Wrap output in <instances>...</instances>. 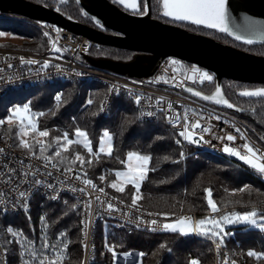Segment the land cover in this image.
I'll return each instance as SVG.
<instances>
[{"label":"trees","instance_id":"trees-1","mask_svg":"<svg viewBox=\"0 0 264 264\" xmlns=\"http://www.w3.org/2000/svg\"><path fill=\"white\" fill-rule=\"evenodd\" d=\"M33 3L43 5L49 9L56 10L59 8L61 14L65 17L85 23L86 16L83 14L81 7L75 0L67 1L64 4L60 0H28ZM137 3L143 9L146 0H137ZM158 0H151L152 17L168 24H175L195 34L204 35L217 40L220 43L230 45L237 49L250 52L256 55L264 56V44H247L235 40L227 35L216 31L208 30L203 27L183 24L168 17H164L161 11H157ZM5 24L3 30L15 32L19 35H25L33 43L29 48L24 50L42 51L46 46V40L41 31L33 24L25 23L17 19H0ZM2 48V47H0ZM15 48V47H7ZM92 48L89 55L93 58H107L114 61H129L135 55L134 52L122 50L114 47H95ZM23 49V48H22ZM188 67L192 65L185 64ZM224 94L230 103H234L237 107L248 109L256 108L253 115L250 111H234L230 112L235 118L248 125L260 139L264 136V101L259 98H247L240 96V91L245 88H259L264 85L245 84L231 80L222 81ZM216 82L209 87L207 92L215 91ZM63 93L61 107L57 110L55 107V94ZM71 92V100L67 103L63 101ZM106 93V88L87 81L81 82H61L43 83L31 85L27 88L16 89L7 94L0 102V119L4 116L2 109L9 106L30 104L31 111L44 112L45 115L37 117L38 130H49V136L44 141H51L53 137L63 135L64 131H68L69 138L74 139L75 128L79 127L88 135L91 142L93 152H98L99 139L105 130L112 135L113 152L106 155L99 154V159H93L91 166L85 165L80 171L83 177L87 172L88 178L94 183L104 187L105 191L110 195H115L125 199L126 203H130L131 195L129 190L134 189L128 187L124 193H116L110 187L105 186L99 181V176H105V182H111L115 179L116 171L126 169L127 153L136 151L140 154H149L152 160L149 168L156 167L157 163L163 160L164 156H171L173 160L179 159V151L181 148L175 143L177 134L165 123L163 119H157L149 123H141L136 120L132 124H124L125 118L137 116V112L132 103L126 98H116L111 104L105 115L99 113L97 116H88L89 110L96 111L99 107L100 100ZM99 94V95H98ZM10 99L7 97L10 96ZM93 98L94 104L87 105L89 98ZM6 100V102H5ZM52 111H56L55 115H51ZM123 126V134L121 130ZM17 128L9 126L0 128V135H7L13 138L16 145ZM164 137L157 140L156 137ZM264 141V140H263ZM151 145V147H149ZM16 147V146H15ZM19 150H25L16 147ZM185 151V159L178 164L170 161L160 162L156 171H149L147 179L141 185L142 199L138 201V205L144 211L152 212H168V216H163L166 223H171L182 215H195L197 219L208 216L211 213L207 207L206 194L203 188L211 187L213 190V200L217 202L218 207L223 211H239L243 212L251 210V206L255 204L258 210L264 211V179L263 177L236 158H228L208 153L196 152L192 147L183 148ZM51 151H54L52 149ZM75 151L80 152L86 157L89 156L87 150L80 145H74L66 153L73 155ZM51 154V152L49 153ZM198 154V158H196ZM125 161V163H121ZM74 169L78 170L77 167ZM161 180H167L168 183H160ZM251 187L244 192H235V189L242 188L244 185ZM227 189V191H225ZM241 201L240 204L229 203V201ZM70 203H75L70 201ZM227 205V207H224ZM62 203H51L36 197L32 202V208L29 212L19 216L6 217L5 225L12 224L23 234L34 237L42 233V225L40 216L48 212V223L50 225L49 232L57 236L59 231H67L68 239L71 241L68 247V257L65 264H81L84 259V249L82 245L81 235L79 231L82 228L81 214L69 213L63 217L58 224L52 225V221L61 213ZM54 209V211H53ZM80 213V210L77 209ZM31 217L29 220L28 217ZM231 235L225 237L226 247L223 251H228L230 259H236L237 264H259L254 258L247 256L248 250L264 251V232L249 227L232 228ZM115 235V240L113 236ZM95 252L92 256L90 264H111V253L105 247V242L123 244V247H117V252H144L142 264H187L190 258L199 259L200 264H217L215 251H209L210 242L205 241L203 237L180 236L177 233L170 232H150L144 230H117L112 227L110 222L102 220L97 223L95 230ZM161 243L167 244L171 251L167 248L160 249ZM10 249L7 257L8 264H19L20 260L17 255L16 245H8ZM155 253V255H153ZM236 253V255H232ZM242 253V254H241ZM222 259V256H221ZM0 260L1 257H0Z\"/></svg>","mask_w":264,"mask_h":264},{"label":"snow or ice","instance_id":"snow-or-ice-1","mask_svg":"<svg viewBox=\"0 0 264 264\" xmlns=\"http://www.w3.org/2000/svg\"><path fill=\"white\" fill-rule=\"evenodd\" d=\"M67 0H60L61 4L66 3ZM79 3V0H76ZM113 3L122 5L125 10L131 9L135 15H145L148 11V5L145 3L143 9L137 3V0H113ZM60 9L57 8V11ZM157 11H161L164 17H170L175 21H188L193 25L204 26L209 29L218 30L221 33H226L228 36H232L235 40H242L246 44H252L253 40L249 36L241 34V31H246L250 34H261L264 35V30H259L256 22L246 19L244 28L241 29L239 26L232 24V15L230 11L229 0H158ZM87 15V13H85ZM71 18V17H69ZM99 24V21H97ZM60 32V29H56ZM6 33L0 32V36H5ZM44 36L48 37L49 33L44 32ZM52 48L54 51L59 53L62 51L61 48L57 47L56 43H52ZM21 64L36 65L40 61L36 59H25L23 56L20 58ZM173 65L179 64L178 61H171ZM50 66L49 61L45 60L41 65L42 69H47ZM11 68L12 65L8 64ZM57 72H63L64 69L60 65L54 66ZM190 73V74H189ZM184 74L188 80L195 82L197 79L203 83L205 81H212L213 77L203 71L202 69L191 66L184 70ZM76 76H81L82 73L75 72ZM158 79L163 80V77ZM167 82V81H165ZM115 91L119 94L120 88L116 85L106 90L103 98L100 100L99 107L96 111L89 110L87 112L88 116H97L99 113L105 111V107L108 101V94ZM188 91H193L189 88ZM196 96H201L202 93L196 91L194 93ZM240 96L247 98H259L264 101V87L259 88H245L240 91ZM99 95V94H98ZM128 95L133 97L135 104L139 107L138 115L135 117L125 118L124 124H132L136 120L142 119L144 117H157L159 119L158 113H162L166 118V121L175 128L177 125L181 124V117L174 113L173 104L171 102L166 103L164 97L161 96L156 99L155 110L146 111L142 106V99L148 100V107H152V97L143 98L138 93H133L130 89L128 90ZM63 93L57 92L55 94V107L58 110L61 107ZM204 100H212L217 104L226 105L228 108H236L237 111H250L255 115L256 108L250 107L245 109L243 107H237L234 103H230L228 99L224 98L221 94V89L217 85L215 87L214 95H203ZM71 100V92H69L68 97L63 101L67 103ZM87 105H93V98H89L86 102ZM51 115H55L56 111L50 110ZM10 115L7 117V123L12 125L14 119L19 120V126L17 129L18 143L15 145L26 151L29 159H35L43 162V168L45 171L41 173L39 167H33L31 163L28 166L17 168H9L7 164L3 165V168L7 169V172L0 175H6L7 180L5 183L12 184L15 183L13 191L16 193L14 199L10 202L3 198V194L0 193V205H4L2 211L5 213L16 210L23 209L25 211L29 208V197L33 193H39L46 197L47 201H60L63 204L60 215H58L53 221L52 225L59 223L63 217L69 215V213H75L80 215L77 209L81 205V197H88L83 200L84 208V219L79 223L83 225L79 231L82 233L84 240L82 245L85 249H88V244L85 242L89 237V227L93 222L94 215H108L112 216L116 213L121 214V218L128 224L134 225L136 229H140L142 226L146 230L151 232H157L158 230L170 233H177L180 236H189L195 234L197 236L203 237L205 241L210 242L209 251H215L217 257V264H237L236 259H230L228 251H223L226 247L225 237L231 235L229 231L226 230L228 225H245L251 229L259 230L264 232V211L258 210L257 206L253 204L251 210H246L243 212L239 211H223L221 207H218L217 202L213 200V190L211 187L203 188V192L206 194L207 207L210 209L212 215L204 216L200 219H194L191 216H180L175 223H163L159 228L157 227V219L145 220L144 216L141 214L142 209L138 205V201L141 200V185L147 179L149 171H156L159 167L160 162L170 161L173 164L180 163L181 160L185 159V151L183 150V145L181 140L177 139L175 143L181 145V150L179 151V159L173 160L171 156H164L163 160L158 162L156 167L149 168V164L152 160V156L149 154H140L136 151H129L127 153L126 170L116 171L115 179L112 180L108 187L114 189L116 193H124L127 185H132V189L129 190L131 199L130 203H125V199L117 197L115 195L109 197V193L105 191L104 187H99L97 183H94L92 179L88 178L87 172H84L83 177L80 175L85 165L91 166L93 159H99V154L104 153L106 155H111L113 152L112 135L109 131L105 130L99 139V149L98 152H93L91 142L88 139V135L85 131H82L79 127L75 128L74 139L69 138L68 131H64L63 135H57L52 138L51 141H44L38 139L37 137H48L49 130H38L35 118L44 116V112L33 113L30 108V104L25 103L22 106L16 105L10 110ZM193 116L197 117L194 122H190L188 113L183 115V125L179 131V136L183 137L184 141L190 144H199L201 141L208 143L204 140L203 135L199 136V139H194L197 135L196 132L192 131L198 129L200 133H211V128L208 126H202L201 121L205 118L199 117L197 113L193 112ZM220 119L219 116L209 117L207 119ZM5 121L0 119V125H3ZM235 127V126H234ZM27 129H30L32 133L36 136L32 143L23 139V136L28 135ZM235 132L239 134V137L244 141L240 148L229 146L224 144L222 151L229 156L236 157L238 160L243 161L244 164L248 165L255 172L264 176V152L255 148L249 142L248 137L245 132L240 127H235ZM123 134V126L121 130V135ZM216 139L220 141H235L237 139L236 135L226 134L223 136H216ZM157 140L164 139V137H156ZM264 140V136L260 137ZM77 144L82 145L84 149L89 153L88 158L82 155L80 152L75 151L73 155H67L68 148L70 145ZM11 147V146H10ZM151 147V145H149ZM54 149V151H51ZM243 149V151H241ZM5 149L0 148V153H4ZM51 152V154H49ZM78 170L73 176L74 168L77 167ZM20 165L24 164V161L19 162ZM125 163V161H121ZM54 170L57 174L54 176ZM19 177V180L14 182L13 177ZM63 177L61 179L60 177ZM50 178V179H49ZM99 181L104 182L105 176L100 175ZM79 181L83 186L77 187L74 182L69 181ZM167 180H161L160 183H168ZM21 185H27L26 188L21 190ZM250 185H244L242 188L235 189V192H244L246 189L250 188ZM67 191L72 194L75 198V203H70L69 199H62L61 192ZM227 191V189H225ZM93 193L96 195L93 197ZM115 201V203L113 202ZM10 203V206H9ZM229 203L240 204L241 201H229ZM96 205L94 208L93 205ZM118 205H123L128 211H124ZM227 207V205H224ZM135 210V214L133 213ZM54 211V209H53ZM48 212H45L40 216V222L42 225L43 236L41 238L40 248L36 247V243L30 240L27 236L23 235L22 231H15L12 227H8L5 232H0V255L7 253L10 249L8 245L17 244L19 246V258L20 264H63V262L68 257V247L71 241L68 239L67 231H59L56 239L52 242L49 241L48 230ZM148 216H168V212H147ZM30 220L31 217L29 216ZM10 234L12 239H8L7 235ZM115 240V235L113 236ZM123 247V244L117 245L116 243L105 242V247L111 253V264H117L118 257H122L125 264H129V258L133 257V253L129 251H124L122 253L117 252V247ZM160 249L167 248L171 251V248L167 247V244L161 243L159 245ZM93 253L95 252V245H92ZM242 254V253H241ZM155 255V253H153ZM236 255V253H232ZM140 259H133L131 264H142V258L145 256L144 252H139ZM222 256V259H221ZM247 256L254 258L259 264H264V251H254L248 250ZM0 264H8L6 259L0 260ZM83 264V261L81 262ZM187 264H200L199 259L190 258L187 260Z\"/></svg>","mask_w":264,"mask_h":264},{"label":"built area","instance_id":"built-area-1","mask_svg":"<svg viewBox=\"0 0 264 264\" xmlns=\"http://www.w3.org/2000/svg\"><path fill=\"white\" fill-rule=\"evenodd\" d=\"M17 19L19 21L33 24L37 29H39L46 40V46L42 51H30L23 49H7L0 48V102L7 96V94L16 89L27 88L31 85L43 84V83H53L56 81L61 82H81L87 81L93 84H98L106 88V90L112 85H116L120 88L119 94H116L115 91L108 94V101L105 107V111L102 112V115H105L108 112L111 104L116 98L123 97L129 100L134 106L137 115L140 106L135 104L133 97L128 95V90L130 89L133 93L140 94L143 98L152 97V107H148V100L142 99V106L146 111L155 110V102L156 99L163 96L165 100V108L166 103L171 102L173 104L174 113L181 117V124L177 125L175 128L172 127L166 121V118L162 113H158L160 119H163L165 123L177 134V139L181 140L183 148L192 147L196 150V152L208 153L213 155H220L228 158H235L227 155L222 151L224 144H228L229 146L240 148L241 144L244 142L240 139L239 134L235 132V127H240L245 135L248 137L249 142L255 148L259 149L261 152H264V141L257 138L252 129L246 125L244 122L235 118L229 111L225 109H221L216 106L215 102L212 100H204L202 98L203 95H212V93L207 92L209 87L214 83V76L210 72L202 69L203 71L209 73L212 77V81H205L201 83L198 79L193 82L192 80H188L184 74V70L190 67L186 66L185 63L174 59V58H166L164 60H159L155 68L151 74V76L146 78H136L130 77L128 75H121L115 72L100 69L92 66L85 58V55L89 54V51L92 48L99 47L96 44H93L87 38L83 36H79L63 30L59 27L49 25L43 22H36L28 20L24 17L13 16V15H3L0 13V19ZM56 29H60V32H57ZM44 32H48L49 36H44ZM55 42L57 47L61 48L62 51L57 53L52 48V43ZM23 56L26 60L36 59L40 61V63L36 65H27L20 63V57ZM47 60L50 63V66L47 69H42L41 65L43 62ZM178 61L179 64L173 65L171 61ZM8 64H11L12 67L9 68ZM55 65H60L63 72H57ZM199 68V67H198ZM75 72L82 73L81 76H76ZM190 74V73H189ZM163 77V80L158 79ZM167 81V82H165ZM189 88H192L193 91H188ZM199 91L202 93L201 96H196L194 93ZM14 106H9L8 111ZM188 113L190 122H194L197 118L192 115L193 112L197 113L199 117H203L201 121L202 126H208L211 128V133H200L198 129H194L192 131L196 132L197 135L194 136V139H199L200 135H203L204 140L208 141V143H204L201 141L199 144H190L187 141L183 140V137L179 136V131L183 125V115ZM219 116L220 119H207L209 117ZM157 120V117H144L139 119L141 123H149ZM235 126V127H234ZM233 134L237 136L235 141H220L216 139V136H223L226 134ZM11 146V147H10ZM181 148V145H178ZM0 148L5 149L4 153H0V174L7 172V169L3 168L4 164H7L9 168H17L20 169L22 167H27L29 163L32 164L33 167H39L41 173L45 171L43 168V162L35 159H29L26 152L19 150L15 147L14 140L12 137L7 135H0ZM243 151V149H241ZM196 158H198V154H196ZM20 161H24L23 165H20ZM49 171H53L54 176L57 175L54 170L48 169ZM76 169L73 171V176L76 174ZM63 179V177H60ZM50 179V178H49ZM7 180L6 175H0V193L3 194V198L8 200L9 202L15 198L16 193L13 191L15 187V183L8 184L5 183ZM19 180V177H13V181L16 182ZM74 182L77 187L83 186L79 181H69ZM99 187L100 185L97 184ZM27 185H21V190L26 188ZM96 193H93V197ZM112 195L109 194V197ZM36 197H40L46 200V197L39 193H33L29 197V208L27 211L23 209L11 210L7 213L2 211L4 205H0V232H5L8 227H12L15 231H20L16 229L12 224L5 225L6 217H14L19 216L23 213H27L32 208V202ZM62 199H69L70 201L76 202L75 198L71 193L67 191L61 192ZM88 197H81V205L78 208L81 213V220L84 219V208H83V200ZM47 201V200H46ZM51 203H61L60 201H49ZM115 203V201H113ZM126 203V202H125ZM10 206V203H9ZM124 211H128L123 205H118ZM95 208L96 205L94 204ZM148 211L142 210V215L145 220L157 219L159 228L163 223H166L163 216H148ZM133 213L135 214V210L133 209ZM208 215H212L209 213ZM183 216H191L194 219H197L195 215L185 214ZM106 220L110 222L112 227L117 230H136L134 225H130L126 223L122 218L120 213H116L112 216L104 215H94L93 222L89 227V237L87 241L88 249H84V259L83 264H90L92 256L94 255L92 250V245H95V230L97 223ZM83 227V225H81ZM137 230H146L144 226ZM151 232V231H150ZM157 232H163L158 230ZM25 235V234H23ZM27 236V235H25ZM43 236V232L39 235H35L34 237L27 236L30 240L35 241L36 247L40 248L41 238ZM49 241L52 242L56 239L57 236L53 235L48 231ZM8 239H12L11 235H7ZM82 241L84 240L83 235H81ZM2 243V241H0ZM15 244V242H13ZM16 245L17 255L19 258V246ZM8 247V246H7ZM3 250L0 249V252ZM68 252V250H67ZM9 255V252L3 253L0 255L1 259H6ZM20 260V258H19ZM66 261V260H65ZM65 261L63 264H65ZM20 264V263H19Z\"/></svg>","mask_w":264,"mask_h":264},{"label":"water","instance_id":"water-1","mask_svg":"<svg viewBox=\"0 0 264 264\" xmlns=\"http://www.w3.org/2000/svg\"><path fill=\"white\" fill-rule=\"evenodd\" d=\"M77 4L84 15L87 13L86 18L99 28L71 20L56 10L28 0H0V13L59 27L83 36L98 46L134 52L135 55L129 61H114L85 55L92 66L117 74L146 78L151 76L159 60L174 58L213 74L216 86L220 87L221 94L226 99L223 80L264 85V56L237 49L211 37L195 34L178 25L155 19L152 17L151 0H146L148 11L145 15H135L131 13V9L123 10L109 0H79ZM229 5L233 25L243 29L248 19L256 22L259 30H264V0H229ZM176 22L193 25L188 21ZM199 27L206 28L202 25ZM206 29L219 32L215 29ZM241 34L249 36L254 44H264V35L250 34L246 31H241ZM214 94L215 91L212 95ZM215 104L221 109L234 111V108H228L226 105Z\"/></svg>","mask_w":264,"mask_h":264},{"label":"rangeland","instance_id":"rangeland-1","mask_svg":"<svg viewBox=\"0 0 264 264\" xmlns=\"http://www.w3.org/2000/svg\"><path fill=\"white\" fill-rule=\"evenodd\" d=\"M163 15V14H162ZM169 18V17H168ZM3 27H5V24H3V21L2 20H0V32H3V33H6V35L5 36H0V47H2V48H7V47H15V48H10V49H22L23 48V50L24 49H27V48H29V46L33 43V41H30L29 39H28V37H24L25 35H19V34H17V33H15V32H10V31H7V30H3L2 28ZM245 45H247V44H245ZM99 47H101V46H99ZM7 49H9V48H7ZM96 50H98V48H94V50H92V51H96ZM12 95H10V96H8L7 97V99L9 98L10 99V97H11ZM5 102H6V100H5ZM16 106V105H15ZM19 106H21V105H19ZM9 108V107H8ZM8 108H5V109H2V112L4 113L3 115V117L1 118V119H3L4 121H5V123L3 124V125H0V128H6V127H9V126H15L17 129H18V126H19V123H20V121L19 120H16V119H14V122H13V124L12 125H9L8 123H7V117H8V115H10L11 113L8 111ZM35 122L37 123V119L35 118ZM27 131H28V135H26V136H23V139L24 140H26V141H28L29 143H32L33 142V140H34V137L36 136V134L35 133H32L31 132V130L30 129H27ZM16 138H17V142H18V135H17V132H16ZM38 139H41V140H44L46 137H37ZM74 145H77V144H73V145H70L69 146V148H68V150L69 149H71V147L72 146H74ZM80 146H82V145H80ZM83 147V146H82ZM98 149H99V147H98ZM86 150V149H85ZM236 158V157H235ZM237 159V158H236ZM127 162V161H126ZM78 163V162H77ZM126 170V169H125ZM124 171V170H123ZM263 177V179H264V176H262ZM110 182H103V184L105 185V186H108V184H109ZM132 187V185H127L126 186V188H125V190L128 188V187ZM111 189V188H110ZM113 191H115L114 189H112ZM179 218H177V219H175L173 222H171V223H175L177 220H178ZM247 227V226H245V225H228L227 227H226V230L227 231H229L230 233H232L233 232V229L232 228H235V227ZM192 235H195V234H191V235H189V236H192ZM138 254L139 253H137V252H133V257H130L129 258V264H131V262H132V260L133 259H140L139 258V256H138ZM117 264H125V261H124V259L122 258V257H118V261H117Z\"/></svg>","mask_w":264,"mask_h":264},{"label":"flooded vegetation","instance_id":"flooded-vegetation-1","mask_svg":"<svg viewBox=\"0 0 264 264\" xmlns=\"http://www.w3.org/2000/svg\"><path fill=\"white\" fill-rule=\"evenodd\" d=\"M67 1H70V0H67ZM111 3H113V0H109ZM76 2V1H75ZM113 4H115V3H113ZM115 5H117L119 8H121V9H123V10H125V8L122 6V5H119V4H115ZM151 11H152V9H151ZM131 13H133V11H131ZM85 22H86V25H89V26H91V27H94V28H99L94 22H92L91 20H89L88 18H86L85 19ZM85 24V23H84Z\"/></svg>","mask_w":264,"mask_h":264}]
</instances>
